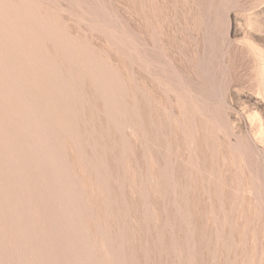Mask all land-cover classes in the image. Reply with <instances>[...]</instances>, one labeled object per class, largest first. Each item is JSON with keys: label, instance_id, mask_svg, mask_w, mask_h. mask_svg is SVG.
<instances>
[{"label": "rangeland", "instance_id": "obj_1", "mask_svg": "<svg viewBox=\"0 0 264 264\" xmlns=\"http://www.w3.org/2000/svg\"><path fill=\"white\" fill-rule=\"evenodd\" d=\"M0 264H264V0H0Z\"/></svg>", "mask_w": 264, "mask_h": 264}]
</instances>
